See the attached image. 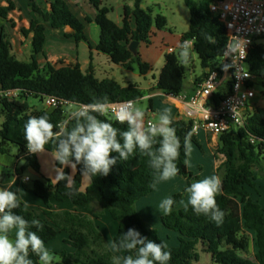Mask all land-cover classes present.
I'll use <instances>...</instances> for the list:
<instances>
[{
	"label": "trees",
	"instance_id": "1",
	"mask_svg": "<svg viewBox=\"0 0 264 264\" xmlns=\"http://www.w3.org/2000/svg\"><path fill=\"white\" fill-rule=\"evenodd\" d=\"M27 1L33 18L29 28H23L21 33L25 38L32 36L29 61L19 60L15 56L10 31L5 24L0 26V119H3L0 125V154H9L11 146L17 149L16 157L24 161L21 169L17 170L18 174L27 168L40 172L37 156L28 153L23 133V125L30 116L39 118L47 113L49 122L54 124V132L60 130V125L70 131L77 123V119L68 110L45 107L47 97L87 105L124 101L136 104L146 95L137 84L122 86L114 79L97 78L92 63L84 72L78 62L59 68L49 62L45 53L46 26L55 30L70 27L73 33L66 37L74 39L78 45L88 42L86 23H91L92 20L89 17L85 22L80 20L66 0H53L49 11L42 8L40 0ZM87 1L96 11L94 22L100 30L98 51L107 55L112 63L125 69L132 70L137 66L143 76L152 72V66L143 62L139 53L133 54L129 47L133 42H149L154 27L158 30L166 29V17L161 14L154 16L152 9H144L142 4L145 0H134L132 7L124 5L122 24L118 25L110 19L111 9L104 5L103 0ZM184 1L190 12V26L183 34V42L193 40L192 52L199 58L203 69L201 77L194 80V86L207 77L209 70L215 69L225 51L228 36L225 25L211 12L210 7L215 0ZM15 9L11 0H8L6 6L0 5V19L7 21L9 14ZM207 36H212L215 42L209 43ZM261 39H264V33L258 38ZM180 52L181 49L166 54L165 64L156 84V88L167 95L179 96L186 90L189 68L182 64ZM41 56L46 60L44 66L39 61ZM247 62L250 72L257 78L258 86L264 90V44L256 42L253 45ZM10 91L17 92L18 96H6ZM228 93V88H222L214 94L210 103L218 105ZM30 99L37 100L42 105L32 104ZM149 107H152L151 100ZM90 114L101 121L112 123L117 129L118 141L123 143L122 133L129 130L127 122L121 124L116 119L97 112ZM80 121L84 122V118L81 117ZM170 127L176 129L181 144L179 158L175 161L179 169L177 175L189 180L193 174L188 169V147L185 151L184 140L190 133L188 143L193 141L198 144L193 133V120H172ZM145 132L151 137L148 129ZM219 138L220 146L216 154L223 155L225 160L217 169L222 187L221 193L216 195V203L224 213L222 221L218 224L210 214L197 215L190 205L163 215L162 226L179 235L176 247H168L160 238L158 230L146 223L137 211V202L150 195L157 184L165 181L154 182L158 170L150 166L153 157L146 152L141 153L138 147L127 160L121 159L119 153H112L117 162L111 167L109 174L92 177L91 184L85 191L82 190L83 164L76 165L71 188L66 187L67 180L57 183L48 179L36 180L31 191L44 202L45 219L36 217L19 197L20 207L12 209V212L28 222V231L35 232L44 241V245L54 241L60 233L67 235L64 242L74 252H51L56 257L51 264H119L94 218L89 215L80 216L69 210H55L52 200L70 201L74 206L97 213L107 210L117 222L114 245L124 252V257L131 256L135 259L138 255L140 245L131 250L120 247L124 234L129 229H135L141 238L166 246L164 250L171 253L167 264H197L200 261L199 250L211 255L215 264H264V209L252 199L250 192L257 190L256 171L264 176V107L251 106L246 111L243 126L233 128ZM151 139V151L159 155L162 137L156 135ZM57 143L50 141L45 145V150L54 153ZM64 172L71 175L69 167H65ZM5 178V174H0V182ZM181 198V194H175L172 197L175 201L173 205ZM33 219L39 220L41 226L33 225ZM252 243L255 253L250 258ZM27 259L32 264H42L39 256L31 249ZM154 264L159 262L154 261Z\"/></svg>",
	"mask_w": 264,
	"mask_h": 264
},
{
	"label": "clouds",
	"instance_id": "2",
	"mask_svg": "<svg viewBox=\"0 0 264 264\" xmlns=\"http://www.w3.org/2000/svg\"><path fill=\"white\" fill-rule=\"evenodd\" d=\"M209 43H214L212 36H207ZM249 41L240 35H230L225 43L223 56L231 59L232 63L224 64L222 70L227 72L229 68H235L234 75L237 80L247 78L249 72L245 65L240 63L246 58V46ZM182 64L189 63L190 41H184L179 45ZM239 85H237L238 87ZM147 99V97H145ZM107 100V98H105ZM111 106L108 103L95 102L80 106L74 113L77 119L75 127L70 131L64 125L59 126V131L54 132V124L49 122L46 113L42 117L30 116L23 125L24 138L27 141L26 148L29 154H37L45 151V145L50 141H57L54 152L56 167V181L67 180L66 187L71 188L74 183L73 176L64 172L65 167L76 168L77 164H83L81 176L91 179L97 174L107 176L113 165L116 164V157L112 153H119V157L127 160L137 147L141 153H147L153 157L150 166L158 170L154 182L168 180L178 174L179 169L175 161L180 155V140L176 135V129L170 127L172 120L167 109L160 117L158 126H151L148 132L151 137L159 135L162 137L161 146L158 149L159 155L151 151L152 139L146 134L142 125L144 113L139 109H132L131 102L128 105H120L116 112V121L123 124L127 122L129 130L122 133L123 143L117 139V129L112 123L104 122L91 115L97 112L104 115ZM84 118V122L80 118ZM190 133L185 136L184 148L187 151ZM73 158L75 163H73ZM24 179H27L25 176ZM15 183L13 177L9 184ZM222 182L218 176H209L198 180L187 188L190 194L188 204L195 214L211 215V218L218 224L224 215L216 203V195L221 190ZM175 201L171 198L165 199L160 207L165 213L171 211ZM20 207L17 194L13 191L0 189V264H32L27 259L29 249L36 253L42 264H51L56 257L45 247L44 241L32 231H28V222L20 215L12 212V209ZM187 211V208L185 209ZM32 224L40 227V221L32 220ZM15 229V240H10L8 233ZM140 245L138 255L135 259L131 256L123 258V264H167L171 259L170 251H165V245L157 244L147 238H141L140 233L135 229H129L123 236V243L120 247L131 250ZM116 247V245H113ZM151 257V258H150Z\"/></svg>",
	"mask_w": 264,
	"mask_h": 264
},
{
	"label": "crops",
	"instance_id": "3",
	"mask_svg": "<svg viewBox=\"0 0 264 264\" xmlns=\"http://www.w3.org/2000/svg\"><path fill=\"white\" fill-rule=\"evenodd\" d=\"M11 1L15 4L16 9L9 14L7 21L0 19V26L5 24L7 28H9V25L13 26L14 24L13 26L14 29L18 30V27L21 22V21L19 22V19L21 18L22 15L26 14L28 16V20L26 21L27 22L26 24H23L20 27L19 30L21 32L23 28H29L30 20L33 18V14L28 9L27 0H11ZM52 1L53 0H40V4L44 10L49 11L50 3ZM66 1L69 4L72 12L80 20L85 22V19L87 17H89L92 20L91 23H86V25H91L95 23L94 18L96 16V11L89 4L87 0H66ZM126 4L132 7L134 5V0L126 1V3L122 5V8ZM0 5L1 6L8 5V0H0ZM142 7L144 9H149L148 7L145 6V1L142 4ZM122 14H123V11H122ZM122 14L120 16V20L118 21H115L111 18V12L109 14V17L115 23H117L118 25H121L122 24ZM13 15H17L16 16L17 19ZM153 15L155 16L154 12H153ZM46 27H47V30H46L47 39H46V45H45V53L47 56V60L51 62L53 65H55L58 59L63 58V56H66V57H69L71 64H75L77 62L80 63L81 69L84 72H86L90 66V63H92L93 71L97 78L101 80L102 79H114L118 83H120L122 86H126L129 83L137 84L140 87V89L146 92L145 97H147V100L152 101V107H149L147 111L144 112V115L142 117V125H143L144 131L147 130L146 128L147 121H152L156 126L159 125L160 117L164 115L165 109L168 110L171 120L183 119V120L189 121V120L194 119L188 116L189 111L193 110L189 100L191 96L193 95L196 87L198 86V85L193 86L194 80L196 78L201 77V76L196 75L194 69H191L192 76H191L190 81L186 82V90L184 92L186 98L183 99L178 96L167 95L156 88L159 75L154 74L153 71L143 76L140 74L137 66H134V69L132 70H128V69H125L121 66H118L112 63L107 55L98 51L97 46L99 43V39L96 41L92 40L90 38V35L88 34L87 27H86L85 32L88 38V42H81L79 43V45L76 44V49L74 50L75 55L74 54L69 55L65 53L64 51H62L63 50L62 48L56 49L54 46L56 42L60 43L63 40H70V41L73 40L74 41V39L66 37V35L73 33V30L70 27H64L63 29H60V30L52 29L50 26H46ZM187 31L188 30L177 32L176 30H173L172 27L169 26V21L167 19L166 29L158 30L154 27L152 30V34L149 39V42L139 44L138 53L140 54L141 59L143 60V62H146L149 65H151L152 68H154V66H158L160 63H161V68H163L165 64V56L166 54H168V50L165 48H159L158 40H162L166 44L167 43L171 44V47L169 48H173L175 52H177L180 50L179 45L183 43V34L186 33ZM31 39H32V36H29L28 38L24 37V40L26 44L28 45V47L30 48V51H31ZM51 39L53 40L51 41ZM90 45L92 46V49H90ZM79 47H85L84 51L87 57V59L85 60L86 67H84L83 62L80 61L79 59V55L77 52ZM192 48H193V45H192ZM192 48H191V51H192ZM91 57H92V60H90ZM190 58H192V55H190ZM39 61H40L41 66H44L46 60L43 56L39 57ZM202 74H203V71H202ZM145 97L143 99H145ZM256 106L264 107V98H261V97L258 98ZM135 109H136V104H135ZM195 137H196L198 144L194 143L193 141H189L188 143V169L193 174L192 178L188 180L184 177L175 175L174 177H171L170 179L157 184L154 191L150 195L142 198L136 204V208L140 216L142 217L141 214L143 212V214H145V217H142V218L149 225H150L149 222H152V224L154 225V227L152 226V228L154 229H157L155 225H158L159 222H161V217L167 214L160 207L161 203L165 199L167 198L172 199L174 194H181L182 195L181 200L176 205H172L171 211L185 208L186 206L189 205L188 200L190 196V194L187 192V188L190 187L192 183L206 178L208 173H209V176H213V175L218 176L217 169L225 160V157L223 155L216 154V150L220 146L219 136H216L210 132H207L204 129H199L195 133ZM195 147L199 148L198 151H196ZM16 154H17L16 148L10 149L9 154H4V155L0 154V174H5L1 172V168H5L7 170L13 171V177L15 178V183L11 185L9 184L10 180L7 182V179L5 178L4 181L0 182V189H6V190L15 192L17 194V197H19L24 202V205L28 210L32 211L36 217L45 219V216L43 214V209L45 208L44 202L40 198H38L36 195H34L32 191H29V188L26 186L27 182H24V178L21 177V175L26 170H32V171L34 170L32 168H27L25 171L18 174L17 170L21 169V167L24 165V161L18 159L16 157ZM35 155L37 156L38 162L40 164V172L37 173L34 171L38 176L37 180L48 179L52 181L53 183H57L56 178H55L56 171L45 170L43 161H41L42 157L46 158L56 168V162L54 161V153L48 152L45 150L44 152L37 153ZM207 156L212 158V161H210L211 163L205 160ZM69 169H70L71 176H74V174L76 173V169H73L71 167H69ZM20 178H22L21 180L22 183L20 184L22 185L24 190L20 188V186H18ZM28 178H29L28 182H30L32 179L30 177ZM90 184H91V180L83 177L82 190L85 191ZM256 186H257L256 191L250 190L251 197L254 201H257L261 205V207L264 209V192L261 189L262 187L260 186V182L258 181V176L256 180ZM220 193H221V190L218 192V194ZM57 203H62V204L58 205ZM51 204L55 210H69L71 212L79 214L80 216L89 215L92 218L96 219L95 216H92V212L94 211H87L83 207L74 206L70 201L57 202V201L52 200ZM96 224L98 225L97 221H96ZM114 233L112 235L113 237L115 236ZM8 235H9V239L14 241L15 240V229L11 230L8 233ZM66 237L67 235L65 236L64 240L66 239ZM51 243L52 242L45 245V247L50 252H58V253L62 251H67L69 253L74 252V249L71 246H70L71 248L69 249L66 248L69 245L65 244L66 247H59V246L52 247ZM178 244H179V241H178ZM176 246L178 245H174L172 247H176ZM199 253H200V261L197 264H215L211 258V255L203 253L200 250H199ZM254 253H255V250H254V245L252 243L250 246L249 257L253 258ZM123 256H124V252H123ZM203 258H205V261H203Z\"/></svg>",
	"mask_w": 264,
	"mask_h": 264
},
{
	"label": "built area",
	"instance_id": "4",
	"mask_svg": "<svg viewBox=\"0 0 264 264\" xmlns=\"http://www.w3.org/2000/svg\"><path fill=\"white\" fill-rule=\"evenodd\" d=\"M210 8L211 12L225 25L228 37L240 35L249 41L246 46V58L240 62L249 72L247 78L237 80L234 75L235 68H229L227 72L223 71L222 66L232 63V60L222 56L217 61L215 69L208 71L207 77L196 87L189 100L193 108L188 113L189 117L194 118L193 133L204 129L216 136H221L233 128L242 127L246 111L251 106L257 105L258 98H264V90L262 88L258 90L260 86L257 84V78L250 72L247 62L249 51L259 36L264 33V0H215ZM187 41L193 45V40ZM173 52H175L173 48L168 49V54ZM237 85L239 86L237 87ZM224 87L229 89V93L221 99L218 105L210 103L214 94ZM5 95L16 98L18 93L10 91ZM178 97L186 98L184 93ZM128 102H131V108L135 109L133 101L108 103L111 110L104 115L116 119L115 114L119 110V106L128 105ZM44 105L47 108L61 107L68 111L71 108L76 111L80 106H83L57 97H47ZM153 125L155 124L152 121L146 122L147 129ZM251 141L254 142L253 139ZM28 181V177L24 179V182Z\"/></svg>",
	"mask_w": 264,
	"mask_h": 264
},
{
	"label": "rangeland",
	"instance_id": "5",
	"mask_svg": "<svg viewBox=\"0 0 264 264\" xmlns=\"http://www.w3.org/2000/svg\"><path fill=\"white\" fill-rule=\"evenodd\" d=\"M103 1H104V5L108 6L111 9V18L115 21L120 20V16H121L122 11H123L122 5L124 3H126V1H124V0H103ZM145 6L148 7L149 9H152L155 15L161 14L163 16H166L168 21H169V26L172 27L173 30L180 32V31H184V30L189 29L190 12H189V9L186 6L184 0H145ZM13 16H15V18H16L17 15H13ZM22 20H23V22H22ZM27 20H28V16L26 14L22 15L21 18L19 19V22L20 21L21 22H20V25L18 27V30L14 29V27L10 26V25L8 28L10 33H11L12 42H14L13 43V53L15 54V56L18 59H20L22 61H29L30 55H31L30 48L26 44L24 37L19 30L23 24L27 23L26 22ZM8 24H10V23H8ZM86 27H87L88 34L90 35V38L92 40L96 41L100 38V30H99V27L96 25V23H93L91 25H86ZM19 34H20V36H19ZM52 40L53 39H51V41ZM257 43L264 44V39L258 40ZM54 46L56 49L62 48L63 49L62 51H64L65 53H67L69 55H71V54L75 55L74 50L76 49V43L73 40L72 41L63 40L60 43L56 42ZM158 47L159 48H165L168 50L169 47H171V44H169V43L166 44L164 41L158 40ZM84 48L85 47H79L77 52H78L80 61H82L84 64V67H86L85 60L87 59V57H86ZM190 55H192V58L189 57V59H190L189 63L186 64V66L189 68V70L187 72V76H186V82L190 81V79H191V76H192L191 69H194L196 75H198V76H201L202 71H203L199 58L197 57V55L195 53H193L191 51V49H190ZM70 64H71L70 59H69V57H66V56H63V58L58 59L55 63L56 67L67 66ZM161 70H162V68H161V63H160L158 66H154L153 73L156 75H160ZM260 89H261V87L258 88V90H260ZM29 101H30V103L35 104V105H39V106L42 105L41 102L34 100V99H30ZM148 108H149V100L143 99L141 101L136 102V109H139L143 113L145 111H147ZM69 110H70L69 111L70 113L75 111L74 108H71ZM2 122H3V119H0V125ZM12 148H15V147L11 146L10 149H12ZM195 149H196V151H198L199 148L195 147ZM205 160L207 162L211 163L210 161H212V158L207 156L205 158ZM41 161H43V165H44L45 170L56 171L55 166L52 163H50L48 159L42 157ZM1 172L5 173L7 182L13 178V171L7 170L5 168H1ZM256 174L258 176V181L260 182V186L262 187L261 189L264 192V176L260 175L258 171H256ZM25 176L30 177L32 179L30 182L26 183V186L29 188V191H31V189L33 187V183L35 182V180H37L38 176L32 170H26L21 175L22 178H25ZM208 176H209V173L207 174L206 177H208ZM22 178H20L18 186H20V188L23 189L22 185L20 184V183H22V181H21ZM57 204L61 205L62 203H57ZM141 215H142V217H145V214H143V212ZM92 216L96 217L95 220L97 221V223L100 227V230L106 239V243L109 246V248L113 251L115 257L119 261V264H123V258H124L123 251L118 250L116 247H113L114 237L112 235H113L115 229L117 231V222H115L110 217L107 210H104L101 213H97V211H94V212H92ZM149 223H150L151 227L152 226L154 227L152 222H149ZM155 227L158 229L160 238L166 243V245L168 247L178 245L179 235L177 233L164 228L162 226L161 222H159L158 225H155ZM116 231H115V233H116ZM115 233H114V235H115ZM110 234H111L112 238H111ZM65 236H66L65 233H60L58 235V237L54 241H52L51 246L52 247H54V246L66 247L65 242H64ZM66 248L69 249L71 247L68 246ZM203 261H205V258H203Z\"/></svg>",
	"mask_w": 264,
	"mask_h": 264
},
{
	"label": "water",
	"instance_id": "6",
	"mask_svg": "<svg viewBox=\"0 0 264 264\" xmlns=\"http://www.w3.org/2000/svg\"><path fill=\"white\" fill-rule=\"evenodd\" d=\"M139 42H133L131 45H130V47H129V49H130V51L133 53V54H137L138 53V47H139Z\"/></svg>",
	"mask_w": 264,
	"mask_h": 264
}]
</instances>
